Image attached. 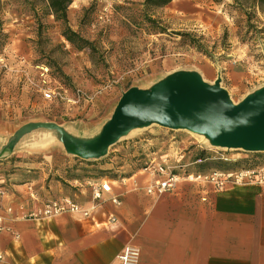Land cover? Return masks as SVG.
Listing matches in <instances>:
<instances>
[{"label":"rangeland","instance_id":"1","mask_svg":"<svg viewBox=\"0 0 264 264\" xmlns=\"http://www.w3.org/2000/svg\"><path fill=\"white\" fill-rule=\"evenodd\" d=\"M142 2L72 0L68 27L90 43L79 50L65 40L63 26L44 14L41 3L32 7L22 0H0V123L9 133L28 124L54 123L72 137L93 138L127 89L148 90L178 71L195 72L208 84L219 79L234 103L264 86V32L258 33L264 31L263 15L258 13L247 22L246 16L232 7V0H180V5L148 12L164 30L160 33L145 23ZM179 34H188L200 49ZM7 54L22 62L23 72L17 71L13 60L6 62ZM203 63L219 67L215 80H207L198 72ZM44 69H48L51 86L65 87L62 82L70 86L65 87L69 101L43 98L39 89ZM197 136L157 125L133 128L116 142L118 151L97 161L89 176L104 171L109 176L124 177L144 169L145 155L150 153L169 154L179 164L189 163L199 152L206 157L213 155L215 147ZM14 145L19 150L31 147L35 153L27 158L15 154L8 161L29 158L39 162L45 155L40 148L50 146L54 157L58 156L57 148H62L58 133L44 128L32 130ZM226 153L233 160L246 161L244 166L249 161L255 163L249 169L264 168V153ZM113 155L115 159L105 166L107 169L100 167ZM5 162L0 167L4 177L12 168ZM206 162V169L213 170L221 160ZM139 174L147 175L143 170Z\"/></svg>","mask_w":264,"mask_h":264},{"label":"crops","instance_id":"2","mask_svg":"<svg viewBox=\"0 0 264 264\" xmlns=\"http://www.w3.org/2000/svg\"><path fill=\"white\" fill-rule=\"evenodd\" d=\"M176 4L180 0L170 5ZM7 56L6 62L13 60L17 71L23 72L22 62L13 54ZM218 68L203 63L198 72L215 80ZM20 129L9 133L0 123V167L5 161L12 167L6 177L0 176V264H118L117 257L127 245L139 249L138 264H264V180L227 183L217 190L182 181L172 191L148 194L147 188L164 178L151 169L115 179L88 178L97 161L118 151L117 143L95 160L67 153L60 142L58 156L48 146L40 148L45 155L39 162L8 161L15 154L27 158L35 153L31 147L19 150L14 145L25 135L16 137ZM145 156V164L151 160L173 168L172 163L179 164L169 154ZM113 159L114 155L100 167L107 169ZM197 167L188 171L199 172ZM104 180L111 192L95 201L93 186ZM62 197L88 209L89 215L28 217L48 200ZM114 198L118 204L112 202Z\"/></svg>","mask_w":264,"mask_h":264},{"label":"water","instance_id":"3","mask_svg":"<svg viewBox=\"0 0 264 264\" xmlns=\"http://www.w3.org/2000/svg\"><path fill=\"white\" fill-rule=\"evenodd\" d=\"M150 125L203 133L215 148L264 153V86L234 103L219 79L208 84L195 72L178 71L148 90L127 89L93 139H75L54 123L28 124L16 137L38 128L54 130L67 153L95 160L131 129Z\"/></svg>","mask_w":264,"mask_h":264},{"label":"built area","instance_id":"4","mask_svg":"<svg viewBox=\"0 0 264 264\" xmlns=\"http://www.w3.org/2000/svg\"><path fill=\"white\" fill-rule=\"evenodd\" d=\"M43 86L40 87V92L45 100L57 101L67 100V89L65 87L56 84L51 86V78L49 76L48 69H44L40 73ZM54 82V81H53ZM55 83V82H54ZM231 149L215 148L212 151L213 155L210 157H195L192 161L185 165H178L175 168L168 166L164 161L157 162L155 160L148 161L145 166V170L151 169L159 175H163L164 178L155 180L154 183L147 188L148 194H162L164 192L172 191L180 182L185 181L187 183H197L203 186H210L214 190L223 188L227 183L233 185H241L248 183H261L264 180V168L255 169H243L234 172H224L218 170L209 171H188L191 167L199 166L208 159H218L221 161L233 160L231 156L227 155L226 151ZM223 151V152H222ZM178 170L177 172H175ZM111 185L107 181H101L98 186H93L92 196L95 201L102 199L103 193H110ZM0 195L2 192L0 191ZM112 202L118 204L117 198L112 199ZM62 213H72L81 217H87L89 211L77 204L69 197H62L57 199L48 200L43 206L35 211L28 213L30 218H50ZM139 249L132 245H127L123 248L118 255V264H138L139 261Z\"/></svg>","mask_w":264,"mask_h":264},{"label":"trees","instance_id":"5","mask_svg":"<svg viewBox=\"0 0 264 264\" xmlns=\"http://www.w3.org/2000/svg\"><path fill=\"white\" fill-rule=\"evenodd\" d=\"M22 1L25 3H30L32 7L35 6L37 3H41L42 8L44 10V14L51 15L56 22L61 23V25L63 26L62 36L69 44L75 46L79 50L90 46V43L88 41L81 38L76 32L72 31L68 27V10H69V6L72 3V0H22ZM173 1L174 0H143L142 8L144 13L143 19L145 23L153 26L154 28H157L160 31V33H164L163 29L159 28V26H156V21L150 17V14L148 12L154 9L164 8L170 5ZM232 1H233L232 7L240 10L246 16L247 22H250L251 19L255 18L256 14L258 13L264 16V0H232ZM262 32H264L262 29L258 31V33H262ZM179 35L182 38H187L191 45L200 49L198 43H196L192 38H190L188 34H179ZM60 77L59 79L63 81V77L62 76ZM62 83L63 86L70 89V86L68 84L64 82ZM204 155H205L204 152H199L197 154V157H202V156L204 157ZM249 162H247V165L244 166L243 163H246V161H236V160H231L227 162L221 161L217 169L215 168L213 170L234 172V171H240L243 169H249L251 167H254L255 163L252 162L253 164L252 165V164H248ZM206 164H207L206 161L203 162L201 165L197 167V169H199L200 171L209 170L206 169L205 167ZM238 164H243V165L239 166ZM88 178L103 180V179H115L117 177L109 176L108 173L104 171H100V173L97 176L95 177L88 176Z\"/></svg>","mask_w":264,"mask_h":264},{"label":"bare ground","instance_id":"6","mask_svg":"<svg viewBox=\"0 0 264 264\" xmlns=\"http://www.w3.org/2000/svg\"><path fill=\"white\" fill-rule=\"evenodd\" d=\"M185 131H188V130H185ZM190 133H192V134H195V135H198L199 136V139H202V140H204L206 143H208V138H206L205 136H204V134L203 133H195V132H191V131H189ZM197 136V137H198Z\"/></svg>","mask_w":264,"mask_h":264}]
</instances>
